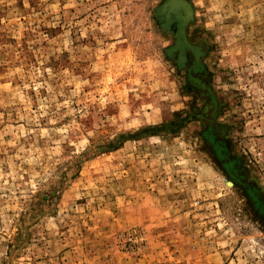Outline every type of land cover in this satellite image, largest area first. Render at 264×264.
<instances>
[{"label":"rangeland","instance_id":"1","mask_svg":"<svg viewBox=\"0 0 264 264\" xmlns=\"http://www.w3.org/2000/svg\"><path fill=\"white\" fill-rule=\"evenodd\" d=\"M189 1L180 67L165 0H0V264H264V0Z\"/></svg>","mask_w":264,"mask_h":264},{"label":"water","instance_id":"2","mask_svg":"<svg viewBox=\"0 0 264 264\" xmlns=\"http://www.w3.org/2000/svg\"><path fill=\"white\" fill-rule=\"evenodd\" d=\"M184 8H186L187 12H184L176 2V0H165L160 8L157 9L156 13L158 19L162 23L163 29L167 31H171V26L174 23H177L178 30L174 34L175 44L167 50V54L170 57H173L175 53L179 54V58L177 60L180 67H183L187 62V53L188 52H199L200 55L203 52L199 47L190 44L187 37V29L190 24L195 20V10L193 5L189 0H178ZM179 3V4H180ZM179 7V8H178ZM185 10V9H184ZM202 58V57H201ZM198 57V64L202 66V59ZM204 134V133H203ZM209 134L206 135L208 137ZM223 156V155H222ZM226 161L224 157H222V164ZM236 177V176H235ZM238 178V177H236ZM239 179L243 182V178ZM244 183V182H243ZM248 192L253 197H258L254 188H248ZM256 199V198H255ZM257 212L258 215L264 220V203L262 201L257 200Z\"/></svg>","mask_w":264,"mask_h":264},{"label":"flooded vegetation","instance_id":"3","mask_svg":"<svg viewBox=\"0 0 264 264\" xmlns=\"http://www.w3.org/2000/svg\"><path fill=\"white\" fill-rule=\"evenodd\" d=\"M196 71H197V73H199L200 69L196 68ZM198 82L200 83V80H198ZM201 84H202V82H201ZM213 99L214 98L212 97V99H210L208 101V103L212 102L211 100H213ZM212 115H213L212 119H210L208 121L209 123H208L207 129L204 131L203 137L206 140V142L208 143V145H210L212 147V151L214 152V154L218 158H220L222 160V157H224L226 159V161L223 163V165L226 168V170L228 171V173L230 175H232L233 177H235V175H238L237 173H238L239 169L236 168V166H235L237 162L230 158L229 151L226 149V147H227L226 143L224 141H222L224 138L222 135L223 127L217 121V118L219 116V110L214 111V113H212ZM207 134H209L208 137H206Z\"/></svg>","mask_w":264,"mask_h":264},{"label":"bare ground","instance_id":"4","mask_svg":"<svg viewBox=\"0 0 264 264\" xmlns=\"http://www.w3.org/2000/svg\"><path fill=\"white\" fill-rule=\"evenodd\" d=\"M175 3H177V5L184 11V12H187V10H186V8H184V6L178 1V0H176V2ZM180 3V4H179ZM178 7V8H179ZM185 9V10H184Z\"/></svg>","mask_w":264,"mask_h":264}]
</instances>
